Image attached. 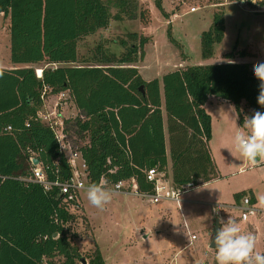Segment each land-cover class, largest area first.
<instances>
[{
	"label": "trees",
	"instance_id": "1",
	"mask_svg": "<svg viewBox=\"0 0 264 264\" xmlns=\"http://www.w3.org/2000/svg\"><path fill=\"white\" fill-rule=\"evenodd\" d=\"M156 2L162 10V1ZM0 13L10 19L15 65L0 67V264L81 260L70 238L74 216L66 196L58 187L45 192L41 183L30 180L33 157L51 181L72 176L54 130L38 118L48 92L68 91L80 112L73 121L84 140L78 151L89 184L135 178L143 192L155 188L147 178L153 160L169 178L171 167L170 180L177 188L218 176L210 149L212 117L205 108L211 96L231 103L241 120L244 102L248 116L264 111L257 103L259 81L251 63L235 60L247 53L236 47L225 55L226 62L189 65L148 80L137 63L150 38L131 32L120 40L126 49L121 55L100 44L93 64H78L81 38L107 29L113 20L147 16L140 0H0ZM225 31L224 10L216 11L211 27L201 34L204 60L214 56ZM168 37L183 49L171 32ZM42 63L39 77L35 65ZM88 264L107 263L96 250Z\"/></svg>",
	"mask_w": 264,
	"mask_h": 264
},
{
	"label": "rangeland",
	"instance_id": "2",
	"mask_svg": "<svg viewBox=\"0 0 264 264\" xmlns=\"http://www.w3.org/2000/svg\"><path fill=\"white\" fill-rule=\"evenodd\" d=\"M161 1L162 10L158 8L156 0H140L147 15L144 19L138 17L124 21L113 20L107 29L81 38L78 42V64H93L96 48L100 44L110 52L121 55L126 49L120 44V40L127 39L131 32H139L150 38L144 46V58L137 63L139 70H143L148 80L156 74L162 76L163 73L188 64L226 62L225 55L235 47L236 52L244 50L247 53L245 57L238 55L235 58L238 62H249L253 67L255 63L264 61L262 5L251 2L242 5L240 0ZM219 10H224L225 36L223 41L216 45L214 56L204 60L201 34L211 27L214 13ZM169 32L183 49L170 41ZM183 42L190 47L189 58ZM10 54V19L0 13V67H15L11 63ZM44 65H35L37 74ZM41 111L55 116V121L63 122V127L68 131L67 140L72 149L78 151L84 140L75 131L73 120L80 112L72 98L60 100V93L48 92ZM220 111L223 116L221 120L225 121V126L232 135L243 125L250 109L246 105L242 108V120L236 109H230L229 106L222 107ZM66 120H69L68 124H65ZM244 169L243 173L231 178V187L234 188L236 184L240 187L249 186L258 179L264 181V166L253 169L251 163H245ZM171 176L170 174V178ZM190 191L194 193L196 188L183 192L182 198ZM196 192L195 196L189 195L193 202L182 200L181 205L174 201L169 205L166 200L153 204L149 203L147 198L118 193L103 210H99L88 202L82 189L79 192L78 206L69 207L74 216L68 224L70 238L81 254V260H78L77 264H88L96 250L102 252L107 264H216L215 248L211 247L209 233L214 231L217 220L221 221L222 227L224 218L220 208L199 202L206 200L201 196L202 190ZM228 212L234 219H239L238 213ZM162 213L166 217L162 216ZM224 215L228 219L229 214L224 212ZM159 220L163 222L160 226H172L174 239L171 241L175 242L170 243V238L164 240L163 235L153 234L147 239L144 238L142 231L150 233L152 229H149L156 227ZM245 232L255 233L252 228L247 227ZM192 233L197 239L191 237ZM176 237L178 239H175Z\"/></svg>",
	"mask_w": 264,
	"mask_h": 264
},
{
	"label": "crops",
	"instance_id": "3",
	"mask_svg": "<svg viewBox=\"0 0 264 264\" xmlns=\"http://www.w3.org/2000/svg\"><path fill=\"white\" fill-rule=\"evenodd\" d=\"M184 45L186 47L185 49H186V52L188 53L187 56L189 58V55H191L190 53L191 50H189L190 47L187 43H184ZM206 60H209V59H206ZM189 65H194V64H188L187 66ZM187 66H183L182 68H185ZM140 72L146 78V76L143 73V70H141ZM156 77L161 78L162 76L156 74L153 77H151V79L156 78ZM245 105L246 104L244 102L242 104V108ZM224 106H229L230 109H235V107L231 103L225 100L219 99L217 97H214V96H211L207 104L205 105L207 112L210 113L212 117V139L210 141V149H211L212 156L214 158L218 176L215 179L211 180L210 182L199 184L198 186H195L194 188H196V191L198 192L200 190L203 191L201 196H203L202 198H205L206 200L204 201L200 200L199 202H201V204L211 205V206L217 207V209L219 208L221 209L224 222L227 220V217L224 215L225 211L223 209H226L227 211H230V212L238 213V217H239L238 222L240 223L242 230L245 231L246 227L253 229V231L255 232L253 234L257 236L256 251L264 253V208L259 207L258 199H257L259 195H264V181H260L261 179H258L255 182L251 183L249 186L246 185L244 187H240L239 184H236L234 188L230 186L229 182L231 178L233 176L239 175V173H243L245 170L244 164L249 163V162H243L241 159H236L235 157L231 155L230 151L228 150V149H232L233 151V145H232L231 138H233L234 134L231 135V133L228 132L227 127L225 126L226 125L225 121L221 120L223 116L221 115L222 113L220 110ZM215 113L218 115H215ZM168 137L169 135L166 129L167 142H168ZM251 165L253 166V169H255V168L264 166V162H258L256 164L251 163ZM235 170L237 171L235 172ZM170 174H171V167H169V175ZM196 191L194 193H197ZM244 191L248 193V196L253 197L252 202L255 204V206L258 209H260L258 215L250 216L247 220L242 219L241 211L236 208V206H239L242 202V199L238 200L236 198V194L244 192ZM194 193L190 191L184 194L185 196H183V198L181 195V202L182 200L185 202H193V200L189 198V195L191 194L195 196ZM221 197H226V198L219 199ZM171 201L173 200H166L165 202H167L170 205L172 203ZM181 202L180 204L177 202V204L181 205ZM219 204L221 205V207H218ZM162 216L166 217L164 213H162ZM217 221L219 222V227H221V221L220 220H217ZM162 223H163L162 220H159L156 227L154 226L149 229V231L151 229L152 231H150V233L148 234H146L147 232L146 230H143L142 235L144 236V238L147 239L151 237L153 234L157 236L163 235L164 240H167L170 238V243L175 242V240L173 242L171 241L174 239L172 236V231H173L171 229L172 226L171 225L167 226V224L160 226ZM193 235L195 234L192 233L191 237ZM209 238H210V242L212 243L213 231L209 233ZM175 239H178V238L176 237ZM191 243L192 241L188 245H186V247L189 246Z\"/></svg>",
	"mask_w": 264,
	"mask_h": 264
},
{
	"label": "clouds",
	"instance_id": "4",
	"mask_svg": "<svg viewBox=\"0 0 264 264\" xmlns=\"http://www.w3.org/2000/svg\"><path fill=\"white\" fill-rule=\"evenodd\" d=\"M253 75L259 81L257 103L264 108V61L253 65ZM232 144L235 151L228 150L236 159L252 164L264 162V111H255L245 118L243 125L234 133ZM54 183L42 182L44 191H49ZM72 186L84 188L88 202L99 210H103L112 201L120 188V185L109 188L108 181L104 178L87 186L76 182ZM257 199L259 207L264 208V195H259ZM223 210L229 215L215 235L216 264H264V253L256 251L257 236L243 231L238 220L226 209Z\"/></svg>",
	"mask_w": 264,
	"mask_h": 264
},
{
	"label": "built area",
	"instance_id": "5",
	"mask_svg": "<svg viewBox=\"0 0 264 264\" xmlns=\"http://www.w3.org/2000/svg\"><path fill=\"white\" fill-rule=\"evenodd\" d=\"M248 2L253 3V0H240V3L242 5H247ZM253 4L262 5V8H264V0H255V3ZM66 97H71L68 91L60 92V100ZM38 118L41 122L54 130L56 137L60 142L61 150L65 154V157L71 166L72 176L66 182H62L59 179L51 181L48 179L43 167L40 164H35V160H37V158L33 157L32 162L34 164V175L30 178V180L36 181L41 184L42 182H55L50 190L55 187H58L60 189L62 196H66L65 200L68 205V210L71 205L77 207L79 202V192L84 188L73 187L72 184L73 182L84 186H87L89 184L87 165L82 158L81 153L72 149L69 141L67 140L63 122L59 123L58 121H55V116L53 117L50 113H43L41 110L38 113ZM8 130H11V127H8ZM147 178L149 181L154 182L155 188L153 192L141 191L135 178L121 180L113 184L108 183V187L115 188L117 185H120L118 193L147 198L148 201L153 204H158L164 200H173L180 204L182 193L195 187L193 183H190L185 185L183 189L177 188L173 185L170 178L166 176L165 173L157 171L156 168H151L148 171ZM218 207H221V205L219 204ZM236 208L241 211V217L243 220H247L250 216L258 215L260 211V209H258L252 202L251 197L248 195L242 198L241 204L239 206H236ZM192 238L196 239V235H193Z\"/></svg>",
	"mask_w": 264,
	"mask_h": 264
},
{
	"label": "water",
	"instance_id": "6",
	"mask_svg": "<svg viewBox=\"0 0 264 264\" xmlns=\"http://www.w3.org/2000/svg\"><path fill=\"white\" fill-rule=\"evenodd\" d=\"M43 71V70H42ZM42 76V75H41ZM41 76H39V77H41ZM143 90V89H142ZM35 164H39V161L38 160H35ZM151 168H156V162L153 160V161H151ZM219 229V222L217 221V223H216V225H215V227H214V231H213V241H212V243H211V247L212 248H214V246H215V244H214V241H215V235H216V232H217V230ZM55 236H57L56 234H55ZM83 262L84 263H86L85 262V260H83Z\"/></svg>",
	"mask_w": 264,
	"mask_h": 264
},
{
	"label": "bare ground",
	"instance_id": "7",
	"mask_svg": "<svg viewBox=\"0 0 264 264\" xmlns=\"http://www.w3.org/2000/svg\"><path fill=\"white\" fill-rule=\"evenodd\" d=\"M42 75V69H39L38 70V76H41Z\"/></svg>",
	"mask_w": 264,
	"mask_h": 264
}]
</instances>
